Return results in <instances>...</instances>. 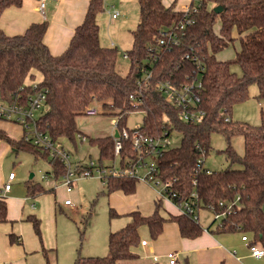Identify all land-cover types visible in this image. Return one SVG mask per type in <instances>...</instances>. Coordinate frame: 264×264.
Returning <instances> with one entry per match:
<instances>
[{
  "label": "trees",
  "instance_id": "obj_1",
  "mask_svg": "<svg viewBox=\"0 0 264 264\" xmlns=\"http://www.w3.org/2000/svg\"><path fill=\"white\" fill-rule=\"evenodd\" d=\"M23 1L0 0V18L8 8L21 7ZM137 1L139 22L132 32L133 48L126 52L130 61L127 76L117 70V47H104L100 42L98 16L104 12V0H90L84 22L75 29L67 50L58 56L51 53L44 41L48 21L32 24L22 35L10 36L0 28V100L25 101L35 92L34 81H39L37 88L46 91L47 107L36 119L38 130L56 144L69 140L76 148L77 136L82 133L77 119L95 103L102 105L105 114L117 116L120 130L128 128L132 113L144 111L139 130L146 136L163 138L173 132L183 136L180 146L157 157V176L173 182L179 197L187 198L195 191L201 210L223 216L216 228L214 219L209 231L217 235H252L249 245L261 244L264 248V117L258 126L224 119L225 115L230 117L234 106L249 98L252 85L259 89L258 99L264 98V0H197L191 3V9L196 11L187 15L176 10L175 3L167 7L164 0ZM218 6L224 7L221 13L215 11ZM188 18L191 24L181 31L180 25ZM163 30L176 32L179 44L160 45ZM235 41H239L235 58L217 59V54ZM234 66L240 67L241 75L232 70ZM145 72L152 77L147 86L140 87L138 82ZM195 78L202 81L200 108L206 116L201 123L186 122L181 109L168 102L157 88L160 82L180 87ZM132 95L137 101L130 99ZM27 134L24 130L22 137L15 139L0 129V144L6 142L17 153L29 151L36 158L48 160L53 177L63 178L67 168L60 157L52 156L32 140L27 141ZM214 134H223L229 143L224 153L230 168L224 171H210L204 163L199 164L200 159L206 160L209 155ZM238 135L244 138L243 156L231 146V139ZM90 143L99 149L100 164L114 161L112 136L90 138ZM123 143L122 165L127 158L139 157L131 140ZM138 183L134 178L117 177L110 178L106 186L109 195L116 191L131 195ZM27 192L37 197L49 191L40 183H28ZM110 214L111 218L119 217L114 209ZM127 216L128 224L109 234L107 256L78 257L75 264H118L133 259V249L141 243L140 231L144 226L153 239L158 238L167 222L178 224L182 237L188 239H195L204 231L200 222L188 215L166 217L161 200L156 201L151 216L140 211ZM28 220L40 236L41 221L33 216ZM7 222L8 204L1 197L0 224ZM10 238L22 243L15 234H10ZM43 255L46 264H57V255L51 259L46 249Z\"/></svg>",
  "mask_w": 264,
  "mask_h": 264
},
{
  "label": "rangeland",
  "instance_id": "obj_2",
  "mask_svg": "<svg viewBox=\"0 0 264 264\" xmlns=\"http://www.w3.org/2000/svg\"><path fill=\"white\" fill-rule=\"evenodd\" d=\"M164 1L171 3L172 0ZM187 1L178 0V7L183 9L182 5ZM116 10L121 11V17L118 20H113L112 14ZM47 12H49V8ZM139 13L140 7L137 0H104V12L98 16L101 45L108 48L117 46L119 53L117 70L122 76H127L130 70V61L124 58V53L133 48L132 32L136 29L139 22ZM216 30H219L218 26ZM238 48L239 41L232 42L229 47L217 54V59L224 61L234 59ZM232 70L239 75L242 73L238 66H234ZM259 94L258 87L252 85L249 91V98L232 109L230 118L234 123H246L251 126H258L261 123L262 117H264V98L258 99ZM42 113L39 112L36 116L39 117ZM144 115V111L132 113L128 118L127 127L129 129L141 127ZM116 118L117 116L110 114L78 117V128L86 135L87 139L83 142L78 140L77 148L69 140L61 142L65 150L70 152V162L76 164L78 162L89 163L94 161L99 165L100 152L97 147L91 145L90 138L114 135L116 131L114 121ZM0 123L2 124L0 129L12 138L18 139L23 133V129L19 124L2 120H0ZM182 138L183 136L180 133L173 132L171 147L180 146ZM211 145L212 149L205 160V168L210 171H224L230 168V162L224 153V150L229 146L227 138L223 134H214L211 137ZM231 146L238 155H244L243 136L233 137ZM148 162L152 163L153 161L149 159ZM107 163L113 164V162ZM232 168L238 167L234 166ZM145 170L146 168L142 169L141 173H144ZM12 172L15 173L17 179L12 183L13 192L11 196L15 197V199L11 203L9 202L11 204L10 213L15 216L21 212L25 213V225L31 228L34 238L41 246L40 253L35 254L39 257L35 256L33 258L41 259L44 264H46V259L43 255L44 249L48 251L51 259L57 255V264L58 259L59 264H75L78 257H102L93 255L102 252L103 247L109 244L108 234L112 228L125 224L127 221V215L111 218L110 211L113 208L115 209V207L112 206L109 200L107 186L103 185V182L98 178L78 180L73 186L74 192L68 194L61 187L62 178L56 180L53 177V169L48 160L36 158L29 151L17 153L9 144L2 142L0 144V189L4 188L8 182L9 174ZM32 175L33 177H31ZM28 183H40L49 192L37 197H31L27 192ZM7 198L9 199L10 195ZM69 198L74 203L75 209H68L64 206L65 200ZM24 199H28L26 203L30 209L28 207H25V209L21 208L20 204ZM50 201H53V203ZM43 202H46L47 206L53 205L54 212L45 206L42 209V211L44 210L42 217L39 210ZM33 204H35V208L32 207ZM203 213H206V211L201 213L200 221L204 223L208 213ZM31 216L41 221L40 236L36 233L32 222L28 220ZM220 221L218 219L213 228H216ZM144 229L148 228L145 226L141 228L140 234L143 233L141 241L152 238L150 232H148L149 229ZM82 233H84V236L81 235Z\"/></svg>",
  "mask_w": 264,
  "mask_h": 264
},
{
  "label": "crops",
  "instance_id": "obj_3",
  "mask_svg": "<svg viewBox=\"0 0 264 264\" xmlns=\"http://www.w3.org/2000/svg\"><path fill=\"white\" fill-rule=\"evenodd\" d=\"M48 2L44 12L40 10L41 0H24L21 7L8 8L0 18V28L10 36L22 35L32 24L48 21L49 28L44 41L51 53L58 56L67 50L75 29L84 22L90 0H50ZM192 2H195V0H188L184 3L182 5L183 9L178 7V0H172L171 3L164 1V4L168 7L175 3V9L183 11ZM48 8L49 12H47ZM114 47L117 46L115 45ZM16 179L17 176L12 183ZM62 188L68 193L64 187ZM12 192L13 186L5 194H3V187L0 189V198H5L8 204L9 218V222L0 224V264H44L41 259L33 258L35 256L39 257L35 254L40 253L41 246L34 238L31 228L25 225V213L21 212L17 216L10 213L11 204L9 202L11 203L15 199V197L11 196ZM9 195L10 200L7 198ZM108 197L119 217H124L135 211H140L144 216H151L155 212L156 201L158 200L156 189L141 182L138 183L134 194L127 195L123 191H116ZM26 201L28 199H24L21 202L22 209H25V207L30 209ZM50 202L53 203V201ZM162 204L166 217L168 214L179 215L177 208L171 202L163 200ZM45 206H47L46 202H43L39 210L42 217L44 215V210L42 211V209ZM64 206H66L65 202ZM47 207L54 212L53 205H48ZM66 207L75 209L71 206ZM204 211L206 210L200 211L199 214V222L204 228L203 233L199 237L195 239L184 238L181 235L178 224L167 222L164 224V229L158 238L146 240V246L142 245V240L133 249L134 258L120 261L118 264H169L168 256L170 254L177 256L178 264H264V257L261 259L252 257L249 242L243 241L242 234L217 235L209 231L208 227L212 225L214 215L209 211L203 213H208L207 219L203 223L200 221V216ZM126 218L125 224L113 227L109 234L125 227L130 221L128 217ZM10 234L17 235L22 243L12 242ZM246 235L249 239L252 238V235ZM141 236H143V233ZM258 246L262 247L261 244H258ZM108 254L109 245L103 247L102 252H98L93 256L103 257Z\"/></svg>",
  "mask_w": 264,
  "mask_h": 264
},
{
  "label": "built area",
  "instance_id": "obj_4",
  "mask_svg": "<svg viewBox=\"0 0 264 264\" xmlns=\"http://www.w3.org/2000/svg\"><path fill=\"white\" fill-rule=\"evenodd\" d=\"M50 0H41L40 10L43 12L46 8V3ZM191 5L185 8L183 11L187 14L191 12ZM121 17V11L116 10L112 14L113 20H118ZM191 18H188L184 23L180 25L182 31L186 24H191ZM160 45L165 46L166 43L172 45H178L180 38L174 31L163 30L161 33ZM124 58L128 59L127 53H124ZM156 59V58H155ZM152 74L145 72L142 81L138 84L140 87L147 86L148 81L151 79ZM38 82L33 83L34 94L30 95L25 101H17L15 103H8L0 100V119L3 121L14 122L19 124L21 128L26 130V140H32V143L42 149L50 151L52 156L60 157V161L66 166L67 173L62 178L61 186L64 187L68 193H72L74 190V184L80 179L87 178H98L103 182V185H107L110 178L117 177H130L137 179L141 183H146L154 187L157 191L158 200H167L171 202L178 210L179 215H188L194 220L199 221L200 204L198 201V194L194 191L189 197H179L178 193L173 189V182L163 181L160 179L158 174L157 157L163 154L171 147V136L167 135L163 138H151L143 134L139 129L123 128L119 129V119L116 118L115 134L111 135L115 142V159L113 164H96L94 161L89 163L78 162L73 164L70 162V152L65 148L54 143L45 133L38 130L36 126L37 113H42L46 110L47 94L46 91L37 88ZM157 88L164 93L168 102L174 104L181 109V116L186 122L190 123H201L206 113L200 108L201 106V92H202V81L198 78L193 79L190 83L176 87L173 83L165 81L157 84ZM132 101H137V97L132 95L130 97ZM145 113V112H144ZM105 115V111L101 104L95 103L90 106L87 111V116ZM220 115L224 116L221 112ZM224 119L226 122L230 121V117L225 115ZM116 133L119 137H115ZM80 142L86 141V135L81 133L77 136ZM124 140H131L133 148L139 153V157L135 159L127 158L124 165L121 163V156L124 151ZM151 159L153 162L149 163ZM119 161V163H118ZM205 164V160L200 159L199 164ZM108 164V165H106ZM146 168L144 173L141 170ZM210 173V172H209ZM15 173L9 174L8 182L3 188V194L9 192L12 188V181L15 179ZM194 188L196 186V180L193 181ZM66 206L74 207V203L71 199L65 201ZM35 208V204L32 205ZM222 215L214 216V219L221 220ZM243 241L250 242L249 237L243 236ZM142 245L146 246L147 241L143 240ZM252 257L261 259L264 257V249L260 246H250ZM169 264H178V258L175 254L168 256Z\"/></svg>",
  "mask_w": 264,
  "mask_h": 264
},
{
  "label": "water",
  "instance_id": "obj_5",
  "mask_svg": "<svg viewBox=\"0 0 264 264\" xmlns=\"http://www.w3.org/2000/svg\"><path fill=\"white\" fill-rule=\"evenodd\" d=\"M223 9H224L223 6H218V7L215 8V11H216V13H221L223 11ZM115 137L116 138L119 137V134L116 133ZM31 177H33V175Z\"/></svg>",
  "mask_w": 264,
  "mask_h": 264
}]
</instances>
